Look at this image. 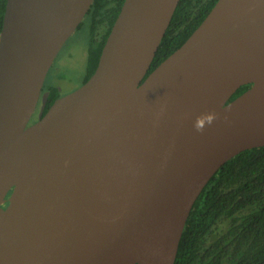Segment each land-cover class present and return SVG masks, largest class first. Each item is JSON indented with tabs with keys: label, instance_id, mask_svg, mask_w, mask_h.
Wrapping results in <instances>:
<instances>
[{
	"label": "water",
	"instance_id": "1",
	"mask_svg": "<svg viewBox=\"0 0 264 264\" xmlns=\"http://www.w3.org/2000/svg\"><path fill=\"white\" fill-rule=\"evenodd\" d=\"M92 2L6 0L0 264H174L209 179L264 146V0H217L145 78L179 0H124L91 76L30 123Z\"/></svg>",
	"mask_w": 264,
	"mask_h": 264
},
{
	"label": "trees",
	"instance_id": "2",
	"mask_svg": "<svg viewBox=\"0 0 264 264\" xmlns=\"http://www.w3.org/2000/svg\"><path fill=\"white\" fill-rule=\"evenodd\" d=\"M123 1L93 0L76 28L88 35L82 83L94 72ZM216 1L179 0L144 78L180 47ZM5 5L0 0V31ZM250 85H241L227 103ZM49 91L42 115L59 97L56 85ZM174 264H264V146L241 151L209 179L190 209Z\"/></svg>",
	"mask_w": 264,
	"mask_h": 264
},
{
	"label": "rangeland",
	"instance_id": "3",
	"mask_svg": "<svg viewBox=\"0 0 264 264\" xmlns=\"http://www.w3.org/2000/svg\"><path fill=\"white\" fill-rule=\"evenodd\" d=\"M87 42V31L84 28L75 30L55 58L47 73L45 83H54L64 92L73 83L78 82L84 73Z\"/></svg>",
	"mask_w": 264,
	"mask_h": 264
},
{
	"label": "flooded vegetation",
	"instance_id": "4",
	"mask_svg": "<svg viewBox=\"0 0 264 264\" xmlns=\"http://www.w3.org/2000/svg\"><path fill=\"white\" fill-rule=\"evenodd\" d=\"M83 75H84V73L82 74V76L80 77L78 82L73 81L75 83H73V85L67 91H64V92H63V89L61 87H59L58 85H56L54 83H51V82L45 83V80H44V84H43V87L41 89V93H40V96H39L38 104H37V107H36V109L34 111V114H33L32 118H31L30 123L35 122L37 120L38 116H39L40 108H41V105H42V95L43 94H46V98H45V101H44V106H45L46 100H47V98H48V96L50 94V91H49V86L50 85H56L57 86L58 91H59V97H61V96L65 95V94H68V93L74 91L77 87H79L81 84H83L82 83ZM43 109H44V107H43ZM43 109H42V111H43ZM41 114H42V112H41Z\"/></svg>",
	"mask_w": 264,
	"mask_h": 264
},
{
	"label": "clouds",
	"instance_id": "5",
	"mask_svg": "<svg viewBox=\"0 0 264 264\" xmlns=\"http://www.w3.org/2000/svg\"><path fill=\"white\" fill-rule=\"evenodd\" d=\"M215 119V113H210L206 116L197 117L196 121L194 122V127L197 131H203L206 124L210 125Z\"/></svg>",
	"mask_w": 264,
	"mask_h": 264
}]
</instances>
